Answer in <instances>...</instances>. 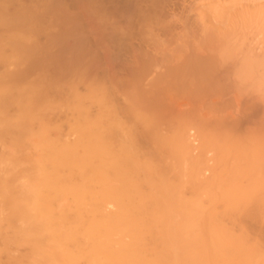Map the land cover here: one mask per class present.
Here are the masks:
<instances>
[{"label": "bare ground", "instance_id": "obj_1", "mask_svg": "<svg viewBox=\"0 0 264 264\" xmlns=\"http://www.w3.org/2000/svg\"><path fill=\"white\" fill-rule=\"evenodd\" d=\"M3 1L0 264H264V121L254 123L264 109L257 108L264 106V3H191L197 9L191 19L183 14L185 23L180 15L182 28L170 21L182 29L185 48L182 42L171 49L181 35L166 24L168 32H161L163 16L156 33L152 1H120L131 15L120 8L121 23V15L112 22L111 11L102 13L98 19L108 21L98 24L110 33L96 28L93 50L76 20L88 0L75 1L77 14L60 8L61 0L6 1L15 8ZM90 1L89 12L102 10V1ZM134 30L142 40L173 35L160 49L172 54L158 53L159 63L151 55L155 62L147 57L136 67L135 53L128 67L117 64L125 53L110 44L121 46L126 41L117 38H132ZM145 40L147 50L154 46L155 39ZM142 44L139 51L146 50ZM107 54L115 75L103 66L101 77L93 66ZM155 63L164 70L148 78ZM251 96L256 103L249 107ZM241 97L260 110L256 118L247 115L255 118L251 125L244 107L240 117L226 115Z\"/></svg>", "mask_w": 264, "mask_h": 264}, {"label": "rangeland", "instance_id": "obj_2", "mask_svg": "<svg viewBox=\"0 0 264 264\" xmlns=\"http://www.w3.org/2000/svg\"><path fill=\"white\" fill-rule=\"evenodd\" d=\"M1 1L4 2L3 0H1ZM6 1H7V0H5V3H6L8 6H7L6 4H5V5H6L8 8H12V7L15 8V7L18 6V5H16V6L14 5V6H15V7H14V6H12L11 4H9L11 1H10V2H6ZM8 1H9V0H8ZM15 1H17V0H15ZM18 1H19L21 4L24 3V5H26V3H27V5L30 4V3L28 2V0H18ZM18 1H17V2H18ZM29 1H30V0H29ZM43 1H44V0H42V2H43ZM46 1L49 2L48 0H46ZM46 1H45V2H46ZM50 1H52V0H50ZM65 1H66V2H65ZM69 1H70V0H61V2H62L61 5H62L63 7L61 6L60 8H66L65 11H66V12L69 11V13L74 9L72 13L75 12V13L77 14L78 9H76V8H77L78 6H77V3H76V4H74V3H75V1H79V2L81 3V0H71L73 3H72L71 1H70V2H69ZM84 1H87V0H84ZM88 1H89V2H88L89 9L86 8V7H84V9H86V11H87V13H86V11H85L84 14H85V15L88 14V17H87V15L84 16V14H82L84 17H83L82 15H80V16L77 17L76 20H77V23L79 22V23H78V25H80L79 28H81V31H80V29H79L80 34H81V35H84L85 37H89V38H91V40H90L89 38H88L87 40L91 41V42H90L91 44H90V43H89V44H90V46H92V49L94 50V47H95V46H94V40L92 39V35H93V33H94V35H96V34L98 33V32H97L98 30H96V28H100V26H102V25L104 24L105 21H108V18H106L107 20L105 19V20L103 21V23H101V21H100L99 19H100V17L102 16V13H107V9H108L109 12L111 11L110 14H112V15L107 14V16L109 15V19H110V21L113 22L112 19L117 20V18H118L120 15H121V16H120L121 19H120V17L118 18V19H120L119 22H121L122 18H123V21H125V20H124V19H125L124 16L126 15V12H124L125 15L123 16L124 13H122V12H123L122 10H124V8L126 9V7H127L128 5L126 4V3H127V0H119V1H118V0H115V1H117V2H115V1L113 0L116 4L112 1V2L114 3V4H113V3L111 2V0H110L108 5H107V3H106V2H108L107 0H98L99 2L102 1V3L100 2L99 4H103V5H102V6L100 5L101 8H102V10H100V8H99V10H97L98 7L95 8V12H97L96 15H95V12H94V13H91V11H90V12L88 11V10H90V7L93 9V6L90 4L91 1H90V0H88ZM104 1H105V2H104ZM120 1H121V2H120ZM130 1H131V3H132V0H128V2H130ZM133 1H134V6H135V4L138 5V3H139L138 0H133ZM135 1H137V3H136ZM139 1L142 2L141 0H139ZM143 1H144V0H143ZM146 1H147V0H146ZM146 1H145V2H146ZM149 1H152V3H150V4H151V5L153 4L152 7L155 8V10H154V8H153V10H152V7H151L150 9L152 10V13L154 12V13H153L154 15H152V14H151V15L154 16V17H152V18H153V22L155 23L154 26L156 25V26H155V30L157 31L156 33H158L159 31H161V30H159V27H158V26H161L163 23H164V26L162 25V26H163L162 28H164L165 30H162L161 32H163V31H167L168 28H167L166 25H168V26H172V23H173V22H172L171 20H173V21L175 20L174 23H173V26H174V24H175V26H177V23H178V26L181 24V25L179 26V28H182V27H181V26H182V23H185L184 20H186V18H187V19H188L189 17H190V19L193 18L192 16H194V15H192V14H195V13H194V10L197 9V8H196V9L193 10V8H195V6H197L198 4H201V2H202V1L199 2V0H192V1H190V0H189V1H188V0H179V1H176V0H173V1H172V0H160V1H159V0H157V3H158V5H159L160 7H162V6H163V7L167 6L166 8H163V7H162V9H161L160 7H157V8H156V6H157L156 4H157V3H155V2H156L155 0H154L155 2H154L153 0H149ZM149 1H148V3H149ZM161 1H162V4H163V5L160 4ZM165 1H167L168 3H164ZM245 1H246V0H245ZM248 1L250 2L251 0H248ZM248 1H247V3H248ZM2 2H1V3H2ZM13 2H14V0H13L11 3H13ZM30 2H31V1H30ZM45 2H44V4H45V6H46V3H47V2H46V3H45ZM54 2H55V0H53V3H54ZM58 2H60V0H59ZM68 2H69V3H68ZM119 2H120L121 4L124 2L127 6L122 7V5H124V3L121 5ZM145 2H144V3H145ZM170 2H171V3L173 2V3L171 4ZM198 2H199V3H198ZM241 2H242V1H241ZM259 2H260V5H262V3H264V1L261 2V0H260ZM28 3H29V4H28ZM40 3H41V1H40ZM55 3H56V2H55ZM67 3H68L69 5H68ZM80 3H78V4H80ZM82 3H83V2H82ZM97 3H98V2H97ZM142 3H143V2H142ZM154 3H155L156 6L154 5ZM181 3L184 4V7L181 6ZM191 3H192V5H193V8L191 7V6H192ZM197 3H198V4H197ZM202 3H203V2H202ZM245 3H246V2H245ZM3 4H4V3H3ZM13 4H14V3H13ZM18 4H19V3H18ZM44 4L42 3V5H44ZM56 4H57V3H56ZM71 4H72L73 6H72ZM110 4H112V5H110ZM118 4H119V5H118ZM128 4H129V3H128ZM132 4H133V3H132ZM139 4H141V3H139ZM145 4H146V3H145ZM164 4H165V6H164ZM169 4H171V5H169ZM196 4H197V5H196ZM241 4H242V3H241ZM241 4H240V5H241ZM10 5H11V7H10ZM47 5H49V3H47ZM59 5H60V3H59ZM75 5H76V6H75ZM85 5H87V3H86ZM88 5H87V7H88ZM106 5H107V6H106ZM109 5H110V6H109ZM129 5H131V4H129ZM141 5H142V4H141ZM141 5H139L141 8H143L144 6L147 7V5H144V4H143V7H142ZM151 5H150V6H151ZM175 5H176V6H175ZM190 5H191V6H190ZM243 5H246V4H244V2H243ZM50 6L55 7L56 5H55V4H54V5L50 4ZM64 6H65V7H64ZM80 6H84V3H83L82 5L80 4ZM97 6H99V5H97ZM100 6H99V7H100ZM104 6H105V7H104ZM112 6H113V7L117 6V8H113ZM168 6H169L170 8H169ZM172 6H173V7H172ZM188 6H189V8H191L193 11H191V9L189 10V8L187 9ZM198 6H199V5H198ZM198 6H197V7H198ZM241 6H242V5H241ZM262 6H264V5H262ZM53 7H52V9H50V10H53V9H54ZM56 7H59V6H56ZM67 7H68V8H67ZM75 7H76V8H75ZM111 7H112V10H111ZM131 7H132V6H130V8H131ZM146 7H145V8H146ZM148 7H149V6H148ZM148 7H147V10H150V9H148ZM171 7H172V8H171ZM49 8H51V7H49ZM104 8H105L106 10H105ZM120 8H122V10H121ZM145 8H144V10H145ZM159 8H160V9H159ZM179 8H180V9H179ZM182 8H184V9H182ZM44 9H45V8H44ZM47 9H48V7H47ZM56 9H57V8H56ZM56 9H54V10H56ZM67 9H69V10H67ZM92 9H91V10H92ZM114 9H116V10L113 12ZM119 9H120V10H119ZM133 9H134V7H133ZM158 9H159L161 12H160ZM164 9H165V10H164ZM170 9H171V10H170ZM185 9H186V11H185ZM262 9H264V7H262ZM50 10H48V12H50ZM104 10H105V11H104ZM147 10H145V12H147ZM156 10H158V11H157L158 13L160 12L159 14L163 13L164 11H165V13H163V14L160 15V16H159V15L157 16L158 13L156 12ZM169 10H170V11H169ZM176 10H178V11H176ZM93 11H94V10H93ZM93 11H92V12H93ZM99 11H100V12H99ZM101 11H102V12H101ZM116 11H118V12H116ZM119 11L121 12V14H119V13H120ZM124 11H125V10H124ZM126 11L129 12L130 15H131V9H130V11H128V9H126ZM183 11H184V12H183ZM188 11H189V12H188ZM52 12H55V11H52ZM52 12H50V13H47V12H46V13H47L48 16H49V14H52ZM88 12L91 13V14L89 15ZM132 12H133V11H132ZM148 12H149V11H148ZM180 12H181V13H180ZM67 13H68V12H67ZM72 13H71V14H72ZM99 13H101V14H99ZM113 13H114V15H113ZM149 13H151V12H149ZM155 13H156V14H155ZM166 13H167V15H166ZM170 13H171V14H170ZM172 13H173V14H172ZM190 13H191V14H190ZM47 14H46V15H47ZM92 14H94V16H95L94 19H93L94 16H93ZM97 14H99V15L97 16ZM115 14H116V15H115ZM164 14H165V15H164ZM168 14H169V17H168ZM175 14H176V15H175ZM181 14H182V15H183V14H184V15H187V16H189V17L184 16V15L182 16ZM189 14H190V15H189ZM100 15H101V16H100ZM103 15H104V14H103ZM127 15H128V14H127ZM151 15H148V16L150 17ZM180 15H181V18H180ZM50 16H51V15H50ZM99 16H100V17H99ZM112 16H114V18L111 19L110 17H112ZM115 16H117V17H115ZM161 16H163V18H164V17H167V18H164V21H165V22H163V23L160 22V21H163V20H160V19L162 18ZM176 16H179V17H176ZM81 17H83V19H82ZM155 17H156V18H155ZM170 17H172V18H170ZM173 17H174L175 19H173ZM183 17H185V19H183ZM79 18H80L82 21H81ZM86 18H88V19H86ZM91 18H92V19H91ZM96 18H97V19H96ZM98 18H99V19H98ZM145 18H147V21H149V22L151 21V20H148V17H145ZM150 18H151V17H150ZM150 18H149V19H150ZM152 18H151V19H152ZM163 18H162V19H163ZM178 18H180L181 20L183 19L184 22L182 21V23H180V21H179L180 19H178ZM84 19H85V20H84ZM156 19H157V20H156ZM88 20H89V21H88ZM94 20H96V21L98 20V21L95 22ZM158 20H159V21H158ZM168 20H169V21H168ZM83 21H84V22H83ZM167 21H168V22L171 21L172 23L170 22L171 24L169 23V24H170V25H169L168 23H166ZM88 22L90 23V24H89L90 27L87 26V25H88ZM91 22L94 23L95 25L98 24V23L100 22V24H102V25H99V24H98L99 26L97 25V26H98V27H97V26H95L94 24H92ZM156 22H158V24H156ZM159 22H160V24H159ZM176 22H177V23H176ZM81 23H82V25H83V24H84V25L86 24V25H85V28H84V25H83V27L81 26ZM110 23H111V22H109V23L107 22L106 24H110ZM117 23H118V21H117ZM121 23H122V22H121ZM121 23H120V24H121ZM91 24H92L93 26H92ZM111 24H113V23H111ZM111 24H110V25H111ZM115 24H116V23H115ZM165 24H166V25H165ZM110 25H107V26H110ZM150 25L152 26L153 24L150 23ZM91 26H92L93 28H92ZM94 26H95V27H94ZM173 26H172V29L169 28V29H170L169 33H171V30H173L172 34L175 35V33H177V35H178V32H179V36L181 35V38L178 37V40H177V39H176L177 37L175 36V37H176L175 39H171V38H173V37H172L173 35L168 34V35H169L168 37H169V38L171 37L170 39L173 40V41H170V42H169V43H170V46H173V47H170L169 45H168V47H170L171 49H174L175 46H177L178 44H180V45L177 46V49H178V47H179V49H181L180 46H182L183 43H184L183 47L185 46V42H183V40H184L183 38H184V37H183V35H182V34H183L182 29H179V30L176 29V30H175V28H173ZM175 26H174V27H175ZM178 26H177V28H178ZM88 27H89V28H88ZM110 27H111V26H110ZM60 28H61V27H60ZM90 28H92V29H90ZM102 28H106V26H105V27L102 26ZM152 28H153V26H152ZM152 28H150V29L152 30ZM157 28H158V29H157ZM160 28H161V27H160ZM162 28H161V29H162ZM166 28H167V29H166ZM84 29H86V30H84ZM87 29H88V31H87ZM108 29H109V28L107 27V28L104 29V30H107V31H108ZM83 30H84L85 32H86V31H87V32L84 33V34H82V31H83ZM91 30H92V31H91ZM94 30H95V32H94ZM155 30H154V28H153V31H155ZM174 30H175L176 32H175ZM134 31H135V30H134ZM136 31H137V30H136ZM136 31H135V34H133L134 36H132V38H134L135 35L137 36L136 33H137L138 31H137V32H136ZM153 31H152V32H153ZM92 32H93V33H92ZM105 32H106V31H105ZM161 32H160V34H158L159 37H158L155 33H154L155 36H153V37H150V36H152V35H150V36H147V35H146V37H147V38L145 37L146 40L144 39V36L142 37L143 40H145L146 42H147V41H148V42L150 41L151 43H152V40H153V42H154V39H155V42H154L155 44H154V46H152L153 44L150 45V47H148V49L150 48L149 50H147V46H148V45H146V43L141 39L140 36H142V35H140V33H138V34L140 35V36L138 35V36L140 37L139 39H138L137 37H135V38L138 39V40L135 41L136 44H135V43H132V41L134 42V39H132L131 37L125 39V38H124L125 36H123V38H124V39H123L122 37H121V38H117V37H114V35H113V37H114L113 39H115V38H117L118 40L120 39L119 41H122V43L124 42V40L126 41V42L123 43V44L121 43L122 45L120 44L121 46H118V47H117V45H114V43H113V45H112V43L110 44V47H109V48H111V47L114 46V47H113V50H114L113 52H115V50H116V52H117V50L120 49V50H118V52H117V53L120 54V56H123L122 54L125 53V54H124L125 56H124L123 58H122V57H118L119 54L117 55L118 59L120 58L119 60L117 59V57H116L115 54H114V56L116 57V58H115L116 61H114V62L117 63V60H118V63H117V64H120V63H122V62H124L123 64H127V63H125V62H127V59H130L129 62H132V60H133L132 58L135 57V53H136L137 56H136L135 58H137V61H136L137 63H135V64H136V67H138L139 63H140V62H143L142 60H144V59L146 60V59H148V58H152V60H154L155 58H157V60H158V58H160V56H162V55H165V56H166V55H167L166 53H168L169 50L171 51V49L168 48V51H167L166 49H165V51H163L164 49H163V50H160V49H162V48L164 47V46H163L164 44H165V46H166V44H167L168 42L165 43V41H169L170 39H167L168 37L165 35V34H167L166 32L164 33V35H165L166 37H165L164 35H163V36H164V37H163L162 34H161ZM167 32H168V31H167ZM87 33H88V34L90 33L89 36H87V35H88ZM106 33H110V29H109V32H106ZM133 33H134V32H133ZM80 34H79V35H80ZM86 34H87V35H86ZM81 35H80V36H81ZM94 35H93V36H94ZM98 35H99V33H98ZM110 35H112V34H110ZM160 35H161V36H160ZM170 35H171V36H170ZM43 36H44V35H42V36L40 35V37H38V38H40V40H41V38H42L41 41H43V39H44ZM84 36H83V37H84ZM90 36H91V37H90ZM116 36H118V35H116ZM126 36H127V35H126ZM128 36H129V35H128ZM182 37H183V38H182ZM179 38H180V39H179ZM117 39H116V40H117ZM127 39H128V40L130 39L132 45H131V43H128L129 41H128ZM156 39H157V40H156ZM163 39H164V40H163ZM165 39H166V40H165ZM182 39H183V40H182ZM40 40H39V41H40ZM108 40H109V39H107V41H108ZM140 40L143 41V42H141ZM159 40H161V41L163 40L164 42H160ZM176 40H177V43L175 42ZM179 40H180V41H179ZM44 41H45V40H44ZM127 41H128V42H127ZM138 41H140V42H138ZM184 41H185V40H184ZM92 42H93V44H92ZM150 42H149V44H150ZM156 42L160 45L159 50H160L161 52L158 51V49L155 47V46H156ZM173 42H175V43L173 44ZM182 42H183V43H182ZM141 43H143L142 46H143L144 48H143L142 46H141V47H142L143 49H145V47H146V50L150 52V53H149V52L144 53V54L147 55V56H145V55L143 56V53L140 52V51L146 52V50H145V51H144V50H140V51H139V49H138V48H139L138 46H140ZM162 43H164V44L161 46ZM169 43H168V44H169ZM89 44H88V45H89ZM116 44H117V43H116ZM133 44H135V45H133ZM123 45H125V46H123ZM126 45H127V46H126ZM129 45H130L131 47H130ZM136 45H137V47H135ZM90 46H89V47H90ZM93 46H94V47H93ZM151 46H152V47H151ZM116 47H117V49H116ZM120 47H122V49H121ZM124 47H125L126 49L128 48V50H130V51L126 50ZM141 47H140V49H141ZM153 47H155V48L157 49V50H156L157 53H154L155 51L153 52V50H155V48H153ZM166 47H167V46H166ZM114 48H115V49H114ZM131 48H133V49L136 48L137 50L135 51V50H132ZM152 48H153V50H152ZM184 48H185V47H184ZM90 49H91V48H90ZM92 49H91V50H92ZM182 49H183V48H182ZM187 49H188V47L186 48V50H187ZM123 50H126V51H123ZM109 51H112V50L109 49ZM131 51H132V52H131ZM134 51H135V52H134ZM138 51L140 52V54L138 53ZM170 51H169V53L172 54V51H171V52H170ZM174 51H175V50H173V53H176V52H174ZM113 52H111V54H112ZM116 52H115V53H116ZM151 52H152V53H151ZM109 53H110V52H109ZM117 53H116V54H117ZM127 53H129V54L132 55V56H129ZM158 53H159V54L161 53V55L159 56ZM169 53H168V54H169ZM111 54H107L108 56H107V55H105V56L103 55V56L108 58L109 55H111ZM126 54H127L128 56H126ZM141 54H142V55H141ZM149 54H150V55H149ZM155 54H157L158 56L155 57V56H156ZM112 55H113V54H112ZM112 55H111V57H109V58H111V59H110L111 61H110V60L107 61V62H109L110 64H108V63L106 62V65H104V64H105V61H104V57H103V59L101 60V62H99V64L93 66V67H96V69L94 68V70H93L94 72H95L97 69H99V70H97V71H98V73H100V75H99L98 73H97V75H99V76H101V77H104V75H103V76L101 75V72H102V74H103V71H104L103 66H104V67H107L108 65L111 66V62L113 63L112 60H114V57H112ZM140 55L142 56V58L139 57ZM151 55H152L153 57H155V58H153ZM154 55H155V56H154ZM133 56H134V57H133ZM165 56H164V57H165ZM128 57H129V58H128ZM147 57H148V58H147ZM98 58H99V60H100V57H98ZM101 58H102V57H101ZM112 58H113V59H112ZM125 58H126V61H124ZM121 59H122L123 61H122ZM161 59H162V58H161ZM161 59H160V63H161ZM134 60H135V59H134ZM155 60H156V59H155ZM155 60H154V62H155ZM162 60H163V59H162ZM102 61L104 62L103 64H101ZM139 61H140V62H139ZM129 62H128V63H129ZM134 62H135V61H134ZM156 62L159 63V60L156 61ZM116 63H115V64H116ZM113 64H114V63H113ZM117 64H116V65H117ZM155 64H156V63H155ZM162 64H164V63L162 62ZM116 65H115L116 68H115V67H114V68H115V70H116V69L118 70V68L120 67L121 64H120L119 66L117 65L118 67H117ZM113 66H114V65H113ZM123 66H124V65H123ZM123 66H122L121 68L125 70V71H124L125 74H124V73L122 74L121 72H119L121 69H119L118 72L120 73L121 76H125V75L127 76L126 71H128V70H126L125 68L128 67V64H127V67L125 66V67L123 68ZM100 67H101L102 69H101ZM111 67H112V66H111ZM111 67H109V66L107 67L108 71H111V70H109ZM164 67H165V65L162 66V65L160 64V65L157 66V64H156L153 68H151V69H153V70L150 69V71H151L152 74L149 73L147 76H149L150 74H151V76L148 77V78H151V77L155 76L156 73L158 74V72H159V73L163 72ZM92 69H93V68H92ZM100 69H101L102 71H101ZM111 69H112V68H111ZM158 69H159V70H158ZM112 70H113V69H112ZM99 71H100V72H99ZM105 71H106V70H105ZM105 71H104V72H105ZM108 71H107V72H108ZM113 71H114V70H113ZM121 71H122V70H121ZM157 71H158V72H157ZM116 72H117V71H116ZM118 72H117V73H118ZM105 73H106V72H105ZM105 73H104V74H105ZM111 73H113V75H115V74H114L115 72H112V71H111ZM119 73H118V74H119ZM128 73H129V72H128ZM120 75H119V76H120ZM99 76H97V77L99 78ZM116 76H117V75H116ZM126 76H125V77H126ZM147 76H145L146 81L150 80V79H147ZM101 77H100V78H101ZM226 93L229 94L230 92H226V91H225V92H224V96L226 95ZM222 94H223V93H222ZM231 95H232V94H231ZM233 96H234V95H233ZM233 96H232V99H233ZM248 96H249V95H248ZM248 96L246 95V98H247ZM222 97H223V96H222ZM228 97H229V96L227 95L225 98H228ZM230 97H231V96H230ZM253 97H254V96H253ZM223 98H224V97H223ZM241 98H242V97H241ZM243 98H245V97L243 96ZM243 98L240 99V100H238V101H241V100H242L241 102L243 103V102L245 101ZM221 99H222V98H221ZM230 99H231V98L228 99L229 101H228V100H225L224 102L228 101V103L230 104ZM250 99L252 100V96H251V98H248V100H250ZM222 100H223V99H222ZM222 100H221V102H222ZM246 100H247V99H246ZM253 100H254V98H253ZM253 100H252V102H248V101H247V102L250 104L249 107H252V106H251L252 104L255 106L254 103H256V101L254 102ZM231 101H232V103H234L233 100H231ZM238 101H237V102H238ZM241 102H240V103H241ZM253 102H254V103H253ZM257 102H258V101H257ZM232 103H231V105H232ZM242 103H241V104H242ZM248 103L244 102L242 105H241V104L239 105V102H238L237 105H236L237 108L234 107V108H236V111H233L234 109L231 110V111H233L234 113L231 112V111H230V112L228 111V112L226 113L227 117L230 116L231 119H233V118H237V117H240L239 115H241V113H238V112H239V109L242 110L241 108L244 107V109H246V111L243 109V110L245 111L246 118L249 120V121H246L247 119H245V123H246V122H249V125H251V124L253 123L252 121L257 117V115H256L254 112H257V111L259 112L260 110H258V109L256 110V108H255L254 106H253V108H251V109H255V111L250 110V109L248 108ZM246 104H247V108H248V109L245 108L246 106H244V105H246ZM257 104L259 105V102H258ZM227 105H228V104L226 103L225 106H227ZM240 106H241V107H240ZM256 106H257V105H256ZM259 107H264V106H262V104L260 103V106H258L257 108H259ZM259 109H260V108H259ZM262 110H264V109H261V113L259 112V113H260V116H258L259 118H260V117H261V118H264V117H262V115H264V112H262ZM240 112H241V111H240ZM232 113H233L235 116H233ZM237 113H238V114H237ZM252 113H254L253 116H255V118L251 121V120H250V118H251L250 115H252ZM230 114H231V115H230ZM243 114H244V112H243ZM261 114H262V115H261ZM247 115L250 116V118L247 117ZM258 115H259V114H258ZM236 116H237V117H236ZM242 116H243V115H242ZM244 116H245V115H244ZM244 116H243V118H245ZM232 117H233V118H232ZM258 117L254 120V123H255V124H256V123L259 124V122L264 121V119L261 120V119H259ZM252 118H253V117H252ZM250 121H251L252 123H251ZM255 121H257V122H255ZM250 123H251V124H250ZM247 124H248V123H247ZM255 124H254V125H255ZM254 125H252V126H254ZM262 125H264V123H262ZM246 126H247V128H253L252 126H251V127L248 126V125H246ZM246 126H245V127H246ZM255 126L257 127L258 125H255ZM251 232H252V231H251Z\"/></svg>", "mask_w": 264, "mask_h": 264}]
</instances>
